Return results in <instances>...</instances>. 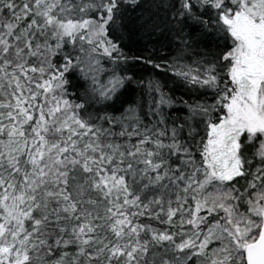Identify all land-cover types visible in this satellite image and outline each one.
I'll use <instances>...</instances> for the list:
<instances>
[{"label": "snow or ice", "instance_id": "6c2138e0", "mask_svg": "<svg viewBox=\"0 0 264 264\" xmlns=\"http://www.w3.org/2000/svg\"><path fill=\"white\" fill-rule=\"evenodd\" d=\"M160 12L177 56L132 59L183 117L127 74ZM0 264H264V0H0Z\"/></svg>", "mask_w": 264, "mask_h": 264}, {"label": "trees", "instance_id": "16d2710c", "mask_svg": "<svg viewBox=\"0 0 264 264\" xmlns=\"http://www.w3.org/2000/svg\"><path fill=\"white\" fill-rule=\"evenodd\" d=\"M148 14H145L147 19ZM167 13L160 12L155 15L152 21L148 24H144V21H137L135 24L130 25V32L125 35L123 47L130 58L126 67L127 74L131 75L134 80L147 79L152 76L158 77L163 81H166L165 91L174 100V109H170V112L176 117H183L186 113L183 110V106L180 101L188 99L190 93L188 88L183 85L176 77L168 75L164 76L155 72L149 65L143 62H137L133 57H152L159 62L160 58L166 57L169 60L175 58L179 52V45L172 39V33L168 32L171 27L169 21L166 19ZM167 34V35H165ZM185 35L195 39L202 37V29L196 26L194 21L189 22V27L185 28ZM221 43H223L221 41ZM193 50L184 54V63L192 64L195 66V62L201 59H211L213 54L220 51L216 47V41L212 38L201 39V43L197 47L193 45ZM190 57V58H189ZM79 91H83L82 88ZM142 89L136 84H132L125 93L127 99H137L141 94ZM200 99H210V97H199ZM254 149H249L246 153L248 159L252 160V171L259 165L258 159H253ZM251 179V177H248ZM247 186V180H240L236 187L241 191Z\"/></svg>", "mask_w": 264, "mask_h": 264}]
</instances>
